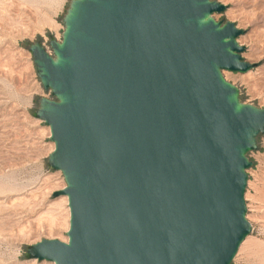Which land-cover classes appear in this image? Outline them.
<instances>
[{
	"label": "water",
	"instance_id": "obj_1",
	"mask_svg": "<svg viewBox=\"0 0 264 264\" xmlns=\"http://www.w3.org/2000/svg\"><path fill=\"white\" fill-rule=\"evenodd\" d=\"M216 0H71L61 40L29 50L36 117L62 172L68 240L41 239L54 264H230L251 231L247 153L264 108L223 70L246 72Z\"/></svg>",
	"mask_w": 264,
	"mask_h": 264
},
{
	"label": "rangeland",
	"instance_id": "obj_2",
	"mask_svg": "<svg viewBox=\"0 0 264 264\" xmlns=\"http://www.w3.org/2000/svg\"><path fill=\"white\" fill-rule=\"evenodd\" d=\"M71 0H0V264H54L29 257L41 239L67 241L69 215L63 174L49 166L54 148L49 127L36 110L41 98H53L38 77L29 46L60 41ZM223 12L215 21L233 22L243 33L246 72L223 70L239 90L242 103L264 108V0H216ZM246 217L251 231L230 264H264V132L247 153Z\"/></svg>",
	"mask_w": 264,
	"mask_h": 264
},
{
	"label": "bare ground",
	"instance_id": "obj_3",
	"mask_svg": "<svg viewBox=\"0 0 264 264\" xmlns=\"http://www.w3.org/2000/svg\"><path fill=\"white\" fill-rule=\"evenodd\" d=\"M63 198L65 199V201L67 202V196L66 195H63ZM67 209H68V215H69V208H68V205H67ZM69 219V218H68Z\"/></svg>",
	"mask_w": 264,
	"mask_h": 264
},
{
	"label": "built area",
	"instance_id": "obj_4",
	"mask_svg": "<svg viewBox=\"0 0 264 264\" xmlns=\"http://www.w3.org/2000/svg\"><path fill=\"white\" fill-rule=\"evenodd\" d=\"M48 52H50V51H48Z\"/></svg>",
	"mask_w": 264,
	"mask_h": 264
}]
</instances>
